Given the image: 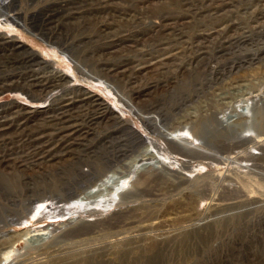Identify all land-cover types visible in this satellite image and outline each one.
<instances>
[{
	"label": "rangeland",
	"instance_id": "obj_1",
	"mask_svg": "<svg viewBox=\"0 0 264 264\" xmlns=\"http://www.w3.org/2000/svg\"><path fill=\"white\" fill-rule=\"evenodd\" d=\"M98 1L0 0L27 25L0 12V79L28 71L23 50L67 74L43 97L0 90V120L15 119L0 124V239L47 232L14 238L1 263L264 264V0ZM103 76L141 113L226 159L167 144ZM73 90L71 102H51ZM52 114L70 120L30 126ZM158 157L169 169L148 164ZM13 210L23 217H6Z\"/></svg>",
	"mask_w": 264,
	"mask_h": 264
},
{
	"label": "bare ground",
	"instance_id": "obj_2",
	"mask_svg": "<svg viewBox=\"0 0 264 264\" xmlns=\"http://www.w3.org/2000/svg\"><path fill=\"white\" fill-rule=\"evenodd\" d=\"M98 1V0H97ZM99 2V1H98ZM1 3V2H0ZM2 4V3H1ZM2 8H1V6H0V12H2L3 10H1ZM3 13V15L5 16V18H9L10 20H14L15 22L17 21V22H21L20 24L22 25V27H24V28H26L27 29V25L25 24V22L23 21V19H21V13H20V11H16V12H14V13H12V14H4V12H2ZM154 14H156L155 12H153L152 14H151V17H153L154 16ZM163 17V16H162ZM166 18V17H165ZM168 18V17H167ZM170 19V18H169ZM6 20V19H5ZM7 24V23H6ZM154 24V23H153ZM159 27V26H158ZM168 27V26H167ZM164 28H166V26L164 27ZM161 29V28H160ZM30 31V30H29ZM170 36V35H169ZM0 39H1V36H0ZM172 39V38H171ZM169 40V39H168ZM15 41V40H14ZM14 41H12L11 40V45H13L14 47H11L12 49L13 48H15L16 47V49L19 47V46H21L20 44L18 45H16L15 44V42ZM163 43V42H162ZM167 43H169V42H167ZM157 45H161V42L159 41L158 43H157ZM153 49H156L155 47L153 48ZM157 49H158V47H157ZM164 49H166L165 47H164ZM163 48H162V50H164ZM171 49V48H170ZM166 50H168V49H166ZM18 51H20V49H18ZM24 52V54H26V56L23 58V60H22V62H24L25 64H26V66L28 67V71L27 72H25V73H22V74H12L11 75V77L14 79V80H9V78H7L8 76H10V75H8V76H6V75H4V77L5 78H3V79H0V90L1 91H3V90H6V89H10L11 87H16V88H19V89H21V90H23L25 93H30V95L32 94V95H34L35 94V97H33V98H36V97H41L43 94H45V95H47V94H49V92L51 91V88H56V87H60L61 86V81L67 76V74L65 73V72H63V71H60V70H56L55 68H51V66H48L49 64H47V65H45V67L43 68L42 66H41V64H42V62L44 61L43 59H41L40 57H39V55L34 51V50H32V51H26V50H23ZM165 51V50H164ZM21 53H22V50L20 51ZM26 52V53H25ZM157 52V51H156ZM63 53H65L64 55H68V53L67 52H63ZM143 55H144V53H143ZM151 55V53L149 54V56ZM155 55V54H154ZM153 55V56H154ZM168 57H170L171 56V54H168L167 55ZM166 56V57H167ZM167 57V58H168ZM146 58H147V56H146ZM154 58V57H153ZM162 58V57H161ZM70 59V58H69ZM165 58L163 57V60H164ZM72 59H70V61H71ZM162 60V59H161ZM73 61V60H72ZM76 60H74L73 62L75 63L74 65L76 66V69H77V67L80 69V70H82V73L85 75V76H87L88 77V75L89 74H85V68H82L83 66H80L77 62H75ZM139 61H141V59H139ZM160 62V59L158 58V59H156L155 61H152V62H149L151 65H156V64H158ZM28 63V64H27ZM116 65V64H115ZM140 65V64H139ZM147 65H148V63H147ZM136 67V66H135ZM134 67V68H135ZM139 67V66H138ZM143 67V66H142ZM145 67V66H144ZM152 67V66H151ZM140 68H141V66H140ZM114 69V68H113ZM127 68H125V70H126ZM138 69V68H137ZM79 70V71H80ZM110 70V69H109ZM150 70V69H149ZM155 70V69H154ZM132 71H134V69L132 70ZM139 71V70H138ZM104 72V71H103ZM102 72V73H103ZM108 72V71H107ZM130 72H131V70H130ZM137 72V71H136ZM80 73V72H79ZM128 76H130V74L128 75ZM90 78H91V76H89ZM103 77H105V76H103ZM107 77V76H106ZM106 77L104 78V79H102L103 80V82L109 87V88H111V89H113L114 90V92H115V94L119 97V100H121L125 105H127L129 108H131L132 110H133V112L136 114V115H138L141 119H143L144 121H147V122H149L152 126L151 127H153V129L157 132V134H158V136L160 137V138H162L167 144H170L171 146H173L174 148H176V149H178L179 151H181V152H185V153H188V154H195V155H199V156H205V157H210V158H223V159H226V157L224 158V157H222V156H220L218 153H215V152H213L212 150H210V149H208V148H206V147H204L203 145H201V143L199 142H196L195 140H192L191 138H189L186 134H181V133H177V132H175V131H169L168 129H167V127L165 128L164 127V125L162 124H160V118L158 117V116H155V115H152V114H143V113H141V111L138 109V108H136L134 105L135 104H133V102H132V100L128 97V96H123L122 94H121V92H120V90L119 89H117L116 88V86H114L112 83H111V81H109L108 79H106ZM113 78V77H112ZM115 78V77H114ZM102 80L100 81V82H102ZM124 80V79H123ZM127 83V82H126ZM137 91H139V90H137ZM78 92V91H77ZM76 91H70L69 93H62V94H60V95H58L57 97L55 96L53 99H51L52 101L51 102H53L54 101V103H57L58 104V102L64 97V95H66V94H68L66 97H64V99H67V101L68 102H71V100L73 99V97L74 96H76V95H78V93H77ZM133 92H135V91H133ZM138 93V92H137ZM132 94V93H131ZM139 94V93H138ZM129 95V94H128ZM80 96V95H79ZM88 96H90V95H88ZM138 96V95H137ZM43 97V96H42ZM45 98V97H44ZM49 98V97H48ZM47 98V99H48ZM82 98V97H81ZM83 98H84V95H83ZM86 98V97H85ZM249 98V97H248ZM253 99V98H252ZM50 100V99H49ZM78 100V99H77ZM80 100V99H79ZM98 100V99H97ZM39 101V100H38ZM76 101V100H75ZM140 101V100H139ZM97 102V101H96ZM67 103V102H66ZM102 103V102H101ZM70 104V103H69ZM73 105V104H72ZM83 105V104H82ZM100 106V105H99ZM50 107V106H49ZM54 108H56V107H54ZM74 108H75V106H74ZM104 108V107H103ZM107 108H109V107H107ZM22 109H24L23 107L22 108H20V107H18V109H16V110H14V113L15 114H19V113H21V110ZM57 109V108H56ZM105 109V108H104ZM25 110V109H24ZM77 110H79V108H77ZM59 111V110H58ZM62 111V110H61ZM63 111H65V110H63ZM62 111V112H63ZM102 111V110H101ZM107 111V110H106ZM29 112V111H28ZM68 112V111H67ZM81 113V112H80ZM66 114H68V113H66ZM70 114V113H69ZM10 114H8V115H2V117L4 118V119H2L1 118V120H0V124H7V123H9L10 121H14L15 119L13 118V117H8ZM58 115L59 114H52V116L51 117H47V118H49V119H46V118H44L43 116V118H41V119H39V117L38 118H36V120H35V122H33V124H30V126L31 127H38L39 128V125H41V122H47V124H48V121H50V122H52L51 124H54L55 126H56V124L57 123H62V124H64V121H68V120H70L69 118H66V119H63V120H61L60 119V117H58ZM61 115V114H60ZM71 115V114H70ZM81 115H84V114H81ZM99 115V114H98ZM102 115V114H101ZM158 115V114H157ZM18 116V115H17ZM25 116V115H24ZM41 116V115H40ZM69 117V116H68ZM73 117H74V115H73ZM77 117H78V115H77ZM109 117V116H108ZM107 117V118H108ZM75 118V117H74ZM80 118V117H79ZM14 119V120H13ZM55 119H57V120H55ZM97 119V118H96ZM24 120V119H23ZM81 120V119H80ZM23 123H25L24 121H23ZM75 123V122H74ZM74 123H72V125L75 127V125H74ZM76 123H77V121H76ZM86 123V122H85ZM50 124V123H49ZM43 125H45V124H43ZM54 125H53V128H54ZM61 125V124H60ZM68 125H70V124H67V125H65L66 126V128H67V126ZM76 125H80V123L79 124H76ZM83 125V124H82ZM166 125V124H165ZM8 126V125H7ZM16 126V125H15ZM46 126V125H45ZM51 126V125H50ZM59 126V125H58ZM57 126V127H58ZM65 126H61L62 128H64ZM71 126V125H70ZM19 127V126H18ZM33 127V128H34ZM41 127V126H40ZM71 128V127H70ZM69 128V129H70ZM15 129H17L16 127H15ZM21 130H22V128H20ZM24 129V128H23ZM37 129V128H36ZM35 129V130H36ZM56 129V128H55ZM61 129V128H60ZM59 129V130H60ZM77 129V128H76ZM41 130V129H40ZM65 130V129H64ZM68 130V129H67ZM37 131V130H36ZM73 131V130H72ZM35 132V131H34ZM41 131H37L36 133H40ZM56 132V131H55ZM58 132V131H57ZM71 132V131H70ZM0 133H3V131L1 132L0 131ZM68 133V132H67ZM50 134H52V131H51V133H49V135ZM48 135V136H49ZM54 135V134H53ZM67 135V134H66ZM65 135V136H66ZM59 136V135H58ZM57 136V137H58ZM64 136V135H63ZM37 137V136H36ZM61 137V136H60ZM60 137H58V138H60ZM63 138V137H62ZM73 138V137H72ZM154 138V137H153ZM52 139V138H51ZM74 139H77V137L76 138H74ZM57 140H59V139H57ZM63 140V139H62ZM149 140V139H148ZM49 141V140H48ZM59 141H61V140H59ZM69 142V141H68ZM54 143V142H53ZM40 144H43V143H40ZM55 144V143H54ZM57 144V143H56ZM66 144H67V142H66ZM150 144V143H149ZM257 144V143H256ZM70 145V144H69ZM258 145V144H257ZM42 146V145H41ZM40 146V147H41ZM44 146V145H43ZM56 146V145H55ZM63 146V145H62ZM39 147V148H40ZM67 147H69V146H67ZM60 149V148H59ZM39 150V149H38ZM37 151V150H36ZM49 151V150H48ZM66 151V150H65ZM151 151V150H150ZM42 152H43V150L40 152L41 153V155H40V159H43L44 158V156H42ZM154 152V151H153ZM69 153V152H68ZM152 153V152H151ZM44 154V153H43ZM60 154V153H59ZM58 153H57V155L56 154H54V155H56V156H58L59 155ZM63 154V153H62ZM142 154H144V153H142ZM48 155H51V153H48ZM53 154H52V156L51 157H53L54 156ZM152 155V154H151ZM62 156V155H61ZM146 156V155H145ZM148 156V155H147ZM9 157V156H8ZM20 157V156H19ZM18 156H16L15 157V159L16 158H19ZM51 157H49V159L51 158ZM140 157V156H139ZM150 157V156H149ZM154 157V156H153ZM3 158V157H2ZM0 159V163L3 161V159ZM38 158V157H37ZM147 158V157H146ZM155 158V157H154ZM34 159V158H33ZM145 159V158H144ZM156 159V158H155ZM32 160V159H31ZM53 160V159H52ZM19 161L22 163H25V166H26V161H27V159L26 158H20L19 159ZM36 161V160H35ZM43 161V160H42ZM41 161V162H42ZM112 160L111 159H108L107 160V162H111ZM144 161V160H143ZM104 163V162H103ZM149 165H151V166H154V167H156V168H158L157 170H159V169H165V168H168L169 169V162L168 161H165L163 158H160L159 159V157H158V162H157V165L155 166V165H152V164H150V163H148ZM148 164L146 165V166H148ZM100 165H102V166H104V164H100ZM108 165V164H107ZM106 165V166H107ZM110 165V164H109ZM144 165V166H145ZM27 167V166H26ZM99 167V166H98ZM25 168V167H24ZM104 168V167H103ZM149 168V167H148ZM5 170V169H4ZM100 171V170H99ZM42 172V171H41ZM3 173V172H2ZM86 173V172H85ZM96 173L97 172H95V175H96ZM93 174V173H92ZM102 173H100V175H101ZM105 174V173H104ZM6 175H8V174H6ZM82 175V174H81ZM95 175H93V176H95ZM99 175V174H98ZM99 175V176H100ZM11 176V175H10ZM1 177V176H0ZM85 177V176H84ZM105 177V178H104ZM15 178V177H14ZM19 178V177H18ZM22 180V179H21ZM94 180H95V182L98 184V185H100V184H102V183H105V182H107V175H101L100 177H98V178H94ZM9 182V181H8ZM28 182V181H27ZM2 183V182H1ZM19 189V188H18ZM20 190V189H19ZM71 193L73 194L74 192L71 190ZM86 193H89V192H86ZM9 196V195H8ZM75 196V195H74ZM84 197L85 196H82V197H76V199H74V201L72 202V204H76V205H79V204H81V203H83L84 201H82L83 199H84ZM83 198V199H82ZM25 200H27L26 198H25ZM255 201V200H254ZM1 205V204H0ZM31 205V204H30ZM29 204L25 207V209H27V212H29V210H30V206ZM70 205V204H69ZM250 205V204H249ZM262 205V204H261ZM2 208L3 207H5V206H1ZM23 207V206H22ZM74 207H77V206H74ZM73 207V208H74ZM1 208V209H2ZM0 209V210H1ZM15 209V208H14ZM18 209V208H17ZM23 209H24V207H23ZM6 210V209H5ZM9 210V209H8ZM30 213V212H29ZM20 214H22L21 212H19L18 214H16V213H14V210L12 211V212H9V213H7V215H6V217H8V218H10V217H16V216H22V215H20ZM23 217V216H22ZM262 217V216H261ZM264 217V216H263ZM16 219H18V218H16ZM21 219V218H20ZM21 220H23V219H21ZM260 221H261V219H260ZM18 222H19V220H18ZM23 222V221H22ZM50 230L52 229V228H49ZM49 229H48V231H49ZM40 229H28V230H25L23 233H20L19 235H15V236H13V235H10L9 237H3L2 239H0V264H20V263H16L15 261H12L11 263L9 262V263H4L5 262V260L6 259H8L9 257H10V255H9V252H10V247H11V244H12V242H13V239L14 238H22V239H26V240H31V239H39V238H42L43 237V235L45 234V233H47V232H41V231H39ZM4 235V233L2 232V234H1V236H3ZM264 235V234H263ZM0 236V237H1ZM25 240V241H26ZM9 248V249H8ZM3 256V258H1ZM26 260V259H25ZM2 261H4L3 263H1ZM11 261V260H10ZM39 262H42V261H39ZM24 263V262H23ZM22 264V263H21ZM28 264H29V262H28Z\"/></svg>",
	"mask_w": 264,
	"mask_h": 264
}]
</instances>
